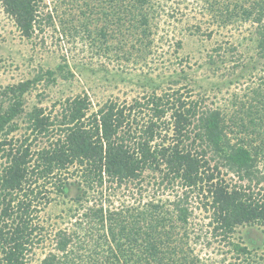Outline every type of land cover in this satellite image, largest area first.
<instances>
[{"label":"trees","instance_id":"obj_1","mask_svg":"<svg viewBox=\"0 0 264 264\" xmlns=\"http://www.w3.org/2000/svg\"><path fill=\"white\" fill-rule=\"evenodd\" d=\"M77 1L89 10L85 29L92 15L107 19L98 29L104 39L109 26L125 37L126 25L141 41L150 34L152 11L158 12L152 0ZM202 1L219 22L256 24L252 59L264 60V0ZM41 2L0 0L28 38L42 19L51 20L42 15ZM252 63L241 64L243 71ZM63 67L68 64L59 66L66 76ZM56 72L48 68L0 92V264H26L46 239L36 220L43 203L40 180L65 196L73 180L81 190L76 200L84 205L87 193L106 182L140 184L149 175L182 193L143 207H85L78 228L54 232L40 264H213L189 243L191 194L208 213L211 235L231 245L237 259L250 261L253 250L234 235L240 226L264 228V78L230 108L213 107L203 96L183 98L172 86L157 92L149 82L152 92L129 104L109 99L93 109L85 94L66 98L59 114L38 105L27 109V94L44 79L55 82ZM71 168L74 179L67 175Z\"/></svg>","mask_w":264,"mask_h":264},{"label":"rangeland","instance_id":"obj_2","mask_svg":"<svg viewBox=\"0 0 264 264\" xmlns=\"http://www.w3.org/2000/svg\"><path fill=\"white\" fill-rule=\"evenodd\" d=\"M152 1L157 6L153 10L157 8L158 12L152 11L150 34L138 42L137 34L128 31L126 25L122 27L125 37H119L121 32L116 26H112L115 29L109 26V36L104 39L98 30L107 24L103 15L100 19L92 15L89 30L85 29L83 22H88L89 10L77 0H42V15L50 14L51 20L42 19L28 38L0 3V92L9 84L32 78L48 68L54 69L56 81L42 80L27 94L26 101L27 109L38 105L55 115L62 110L66 98L76 95L87 94L93 109L109 99L121 104H129L135 98L143 100L144 94L152 92L150 83L153 82L157 92L172 86L183 98L203 96L213 107L230 108L231 102L245 100V94L262 82L264 60L252 59L256 58V24L242 19L227 24L219 22L202 0ZM94 37L98 41L93 43ZM251 61V67L243 71L241 64ZM65 64L68 67H63L62 73L66 76L59 68ZM68 68L74 75L68 73ZM241 73L245 76L241 77ZM75 174L71 168L67 175L74 179ZM158 181L149 175L140 184L106 182L90 190L81 205L82 201L76 200L81 194L78 183L72 180L65 196L40 180L37 186L42 188L43 203L39 204L36 220L44 226L46 239L34 247L26 264L41 263L55 242L57 229L78 228L77 218L85 207L102 203L111 209L128 205L143 207L148 200L170 201L183 191L177 185L167 187ZM46 196L51 200L48 203ZM189 199L193 210L188 227L189 243L201 258L213 264H264L262 226L238 227L234 241L247 245L253 254L249 262L237 259L231 245H224L211 235L208 213L200 207L198 198L191 194Z\"/></svg>","mask_w":264,"mask_h":264}]
</instances>
